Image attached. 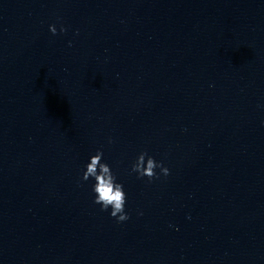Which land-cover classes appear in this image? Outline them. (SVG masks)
Returning a JSON list of instances; mask_svg holds the SVG:
<instances>
[{
    "label": "water",
    "instance_id": "95a60500",
    "mask_svg": "<svg viewBox=\"0 0 264 264\" xmlns=\"http://www.w3.org/2000/svg\"><path fill=\"white\" fill-rule=\"evenodd\" d=\"M0 264H264V0H0Z\"/></svg>",
    "mask_w": 264,
    "mask_h": 264
},
{
    "label": "clouds",
    "instance_id": "9594fccd",
    "mask_svg": "<svg viewBox=\"0 0 264 264\" xmlns=\"http://www.w3.org/2000/svg\"><path fill=\"white\" fill-rule=\"evenodd\" d=\"M49 30L53 35L57 34L54 25L50 26ZM65 31L66 29L61 26L60 32ZM102 157L103 153L99 151L91 157L82 179L88 181L91 178L95 181L93 185L94 203L101 206V211L111 209V217L116 218L118 223L124 222L129 219V216L125 213L126 193L123 185L116 182L117 177L112 173L110 166L101 162ZM157 168L161 170L165 177L170 174L169 169L164 167L162 163H157L154 158L148 156L147 152H143L132 166V171L138 174V178L147 177L151 182L153 179H159L155 171Z\"/></svg>",
    "mask_w": 264,
    "mask_h": 264
}]
</instances>
